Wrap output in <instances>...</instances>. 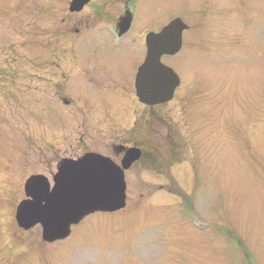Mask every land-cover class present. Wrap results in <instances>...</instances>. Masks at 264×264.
<instances>
[{"label": "rangeland", "instance_id": "374dc122", "mask_svg": "<svg viewBox=\"0 0 264 264\" xmlns=\"http://www.w3.org/2000/svg\"><path fill=\"white\" fill-rule=\"evenodd\" d=\"M69 1L0 0V264H264V0H208L210 13H197L203 0H160L162 23L170 8L195 28L177 55L163 57L182 80L174 98L144 109L141 167L150 170L125 173L124 209L86 216L65 239L44 243L39 225L17 227L25 180L56 158L71 128L37 68L43 11ZM126 78L117 91L82 97L106 115L126 96ZM80 83L70 78L66 92L74 97ZM48 97L58 115L52 136ZM137 107L129 101L119 112V129ZM72 110L76 120L90 117Z\"/></svg>", "mask_w": 264, "mask_h": 264}, {"label": "flooded vegetation", "instance_id": "af4514ba", "mask_svg": "<svg viewBox=\"0 0 264 264\" xmlns=\"http://www.w3.org/2000/svg\"><path fill=\"white\" fill-rule=\"evenodd\" d=\"M70 1L66 7L62 5L57 9L56 14H52L53 11L49 8L47 12L43 11L47 17L41 43L45 54L37 68L47 74L44 89L47 93L53 92L57 111L61 104L66 107L69 117L67 121L71 128L68 129L67 135L64 133V146L55 153L56 158H53V161L48 160L47 167L40 171L41 173L34 174L45 176L52 186L51 178L62 159H77L87 153H97L120 165L125 152L130 148L138 149L140 157L124 171V177L127 171L138 165L140 170H150L149 167H141L146 159L143 138L146 125L144 109L148 108L151 112L152 108L161 104L148 106L141 103L136 96L135 78L146 57V37L149 33H159L172 20L179 18L186 25L181 32V50L184 33L193 31L194 24L187 22L178 11H169L170 8L166 11L167 20L162 23L160 0H89L79 11L69 10ZM199 6L201 9L197 13H210L215 9L209 6L208 0H203ZM144 7L152 11L145 10ZM210 8L212 10L209 11ZM180 50L173 55H162L161 62L169 66L164 63L163 57H173ZM124 67H128L129 71L125 72ZM171 68L179 77V85L174 90L172 100L182 80L178 72ZM131 75L130 85L121 87V90L127 93L126 96L118 94L121 99L102 110L106 111V115L100 114L90 100L82 97V92L117 91L120 88L118 82ZM42 78L44 79V76ZM70 78H79L83 82L80 83L81 93L78 92L74 97H71L65 88ZM48 99L51 113L47 115L46 133L52 136L55 128L59 127L55 126V117L57 119L58 115L55 109L52 111L51 98ZM129 101L138 105L132 114V124L128 128L119 129L117 123L123 117L119 116V112L128 109ZM72 109L90 112L89 119L76 120V113ZM51 145L53 147V144ZM151 150L156 148L150 149L149 152ZM171 166L170 164L169 167ZM47 176H50V179Z\"/></svg>", "mask_w": 264, "mask_h": 264}, {"label": "water", "instance_id": "95a60500", "mask_svg": "<svg viewBox=\"0 0 264 264\" xmlns=\"http://www.w3.org/2000/svg\"><path fill=\"white\" fill-rule=\"evenodd\" d=\"M89 0H71L70 11H79ZM186 25L172 20L159 33L146 37L147 53L135 78L136 96L148 106L171 100L179 77L160 60L164 54L180 50L181 32ZM140 157L136 148L128 149L121 164L108 157L87 153L77 159H62L49 180L40 174L29 176L23 185L25 198L15 208L18 228L41 227V240L47 243L65 239L71 227L95 212H115L126 205L124 171Z\"/></svg>", "mask_w": 264, "mask_h": 264}, {"label": "trees", "instance_id": "16d2710c", "mask_svg": "<svg viewBox=\"0 0 264 264\" xmlns=\"http://www.w3.org/2000/svg\"><path fill=\"white\" fill-rule=\"evenodd\" d=\"M177 161H174L173 163H175ZM172 188H177V191H180V196H182V198L186 199L188 196L182 192V190L176 186V184L173 182L172 186H170V189Z\"/></svg>", "mask_w": 264, "mask_h": 264}]
</instances>
